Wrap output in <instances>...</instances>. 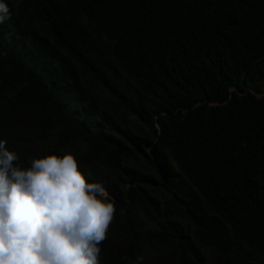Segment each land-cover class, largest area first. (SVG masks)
Listing matches in <instances>:
<instances>
[{"label":"trees","instance_id":"trees-1","mask_svg":"<svg viewBox=\"0 0 264 264\" xmlns=\"http://www.w3.org/2000/svg\"><path fill=\"white\" fill-rule=\"evenodd\" d=\"M5 2L0 139L102 183L99 264H264V0Z\"/></svg>","mask_w":264,"mask_h":264},{"label":"clouds","instance_id":"clouds-1","mask_svg":"<svg viewBox=\"0 0 264 264\" xmlns=\"http://www.w3.org/2000/svg\"><path fill=\"white\" fill-rule=\"evenodd\" d=\"M10 15L0 0V24ZM18 161L0 139V264H99L115 211L102 183L71 152Z\"/></svg>","mask_w":264,"mask_h":264}]
</instances>
